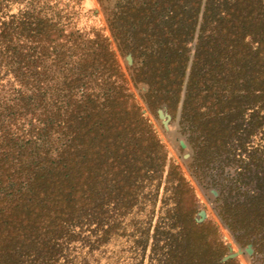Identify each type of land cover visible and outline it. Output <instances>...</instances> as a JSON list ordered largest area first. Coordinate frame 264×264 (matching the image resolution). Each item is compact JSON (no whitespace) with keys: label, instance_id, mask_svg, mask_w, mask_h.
<instances>
[{"label":"trees","instance_id":"trees-1","mask_svg":"<svg viewBox=\"0 0 264 264\" xmlns=\"http://www.w3.org/2000/svg\"><path fill=\"white\" fill-rule=\"evenodd\" d=\"M104 10L119 53L138 62L131 82L157 104L184 93L199 149L233 162L219 216L264 252V0ZM78 11L0 0V264H241L220 262L215 225L196 221L194 189Z\"/></svg>","mask_w":264,"mask_h":264},{"label":"rangeland","instance_id":"rangeland-1","mask_svg":"<svg viewBox=\"0 0 264 264\" xmlns=\"http://www.w3.org/2000/svg\"><path fill=\"white\" fill-rule=\"evenodd\" d=\"M75 1L79 8L78 15L75 17L77 26L83 33L92 35L95 32H101L107 36L129 80V90L137 100L143 115L157 132L160 141L166 148L168 159L180 168L194 189L197 197L196 221L199 223L211 222L215 225L225 245L224 256L229 254L231 247L235 252L239 249L243 251L237 258H234L241 264H264V252L257 253L252 244L238 243L219 216V208L223 200L220 196L221 188L230 183L229 176L231 175H228L227 172L233 162L224 159L225 155L223 154L211 159L199 149L198 133L187 120L182 118L184 93L178 103L170 106L157 104L151 99L147 84L138 83L135 85L131 82L128 72H133L134 68L138 66V62L130 51H126L123 55L119 53L109 29L106 10H104V7L114 5L117 0H102V5L98 0ZM128 55L132 57L131 62L127 58ZM202 211L205 214L204 217L200 214ZM249 246L252 247L250 254L246 252ZM223 257L220 260L221 263L234 260L222 261ZM104 262L102 259V263Z\"/></svg>","mask_w":264,"mask_h":264},{"label":"water","instance_id":"water-1","mask_svg":"<svg viewBox=\"0 0 264 264\" xmlns=\"http://www.w3.org/2000/svg\"><path fill=\"white\" fill-rule=\"evenodd\" d=\"M127 58H128V60H129V62L132 61V57H131V55H128ZM160 114H162V113H160ZM200 214H201L202 217H204V215H205L203 211H202ZM228 246L230 247V244H228ZM242 252H243V251H242L241 249H239V251L235 252V251H233V250L231 249V247H230V252H229V254H227L226 256H224L223 259H222V261H227V260H229V259L237 258L238 255L241 254ZM246 252H247L248 254H250V253L252 252V247H251V246L247 247Z\"/></svg>","mask_w":264,"mask_h":264}]
</instances>
